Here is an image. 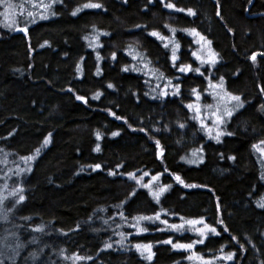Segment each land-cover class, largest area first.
<instances>
[{
	"label": "trees",
	"instance_id": "trees-1",
	"mask_svg": "<svg viewBox=\"0 0 264 264\" xmlns=\"http://www.w3.org/2000/svg\"><path fill=\"white\" fill-rule=\"evenodd\" d=\"M7 2L0 264H203L173 247L192 239L210 264H264V55L251 59L264 54V0H60L44 19L29 15L32 0ZM192 29L214 67L195 58ZM212 79L243 102L220 141L188 107L211 98Z\"/></svg>",
	"mask_w": 264,
	"mask_h": 264
},
{
	"label": "rangeland",
	"instance_id": "rangeland-1",
	"mask_svg": "<svg viewBox=\"0 0 264 264\" xmlns=\"http://www.w3.org/2000/svg\"><path fill=\"white\" fill-rule=\"evenodd\" d=\"M60 0H56L55 3H53V0H32V2L29 4V13H32L37 18L40 17H48L49 16V10L53 4H56ZM47 6V7H46ZM194 40L197 46V50L195 52V58L200 63L201 67L209 66L214 67L218 62L217 55L212 51L210 44L204 39L201 40L200 43H197L198 40H200L201 36L194 35ZM200 57L198 59L197 57ZM210 61H214L210 62ZM211 86L208 94L211 95V98L209 100H204L202 97L197 99L195 103L193 104L192 110L194 111L195 118L198 121V123L201 125V127L205 130V132L208 134L209 137H213L215 140H217L215 137L217 136V133H222L219 136V141L222 140V137L224 135V131H222V125L225 120H228L229 117L233 114V112H237L241 106H237L239 102L232 100L231 97L228 95L229 92L226 90L225 83L222 79L210 81ZM222 85V86H218ZM231 96H234L231 94ZM211 105V107H209ZM199 109L197 112L196 109ZM230 111L231 115H227V112ZM220 116L222 118L223 122H218L216 117ZM211 129V131H209ZM198 223L192 225L194 227H197V233L200 234L203 229L198 228ZM198 239H192L191 241H197ZM202 244L197 243L195 244ZM189 250L191 254L193 252L195 253L196 248ZM151 256V258H148L149 263H152L151 260H153V255L150 252L147 257Z\"/></svg>",
	"mask_w": 264,
	"mask_h": 264
},
{
	"label": "snow or ice",
	"instance_id": "snow-or-ice-1",
	"mask_svg": "<svg viewBox=\"0 0 264 264\" xmlns=\"http://www.w3.org/2000/svg\"><path fill=\"white\" fill-rule=\"evenodd\" d=\"M55 2H56V0H53V3H55ZM61 2H62V0H61ZM217 2H219V0H217ZM0 4H4V6H5L6 9L12 7V5H11L10 3L7 2V0H0ZM165 6H166V7H170V8H175V5H174V4H171V3L166 4ZM46 7H47V6H46ZM83 7L100 8V7H102V5H100V4H98V3H89V4H85V5H83ZM79 10H80V9H77L76 11H79ZM177 10H178V11H184V9H177ZM188 12H189V14H191V15H195V12H193L191 9H188ZM55 14H56L55 12L52 13V15H55ZM75 14H76V13L74 12L73 15H75ZM29 15H33V14H32V13H29ZM41 18L44 19V18H47V17H43V16H42ZM33 22H35V21H33ZM18 30H21V31H25V32H26V31H27V28H24V29H18ZM171 31H172L173 34H175V31H176V30H175V29H171ZM191 32H192L194 35H197V36L200 35L199 33H197V32L195 31V29H192ZM150 34H151L152 36H156V37H158V38H159L160 40H162V41L168 39V37L162 36L160 33L156 32V31H153V32H151ZM204 39H205V37L201 36V37H200V40H198L197 43H200V41H201V40H204ZM208 44H211V41H208ZM164 47H168V44H165ZM178 47H179V44L177 43V44L175 45V48H173V52H172V60H173V62L177 59V56H176V48H178ZM194 55H195V53H194ZM257 55H264V54H262V53L254 54V55L251 57V59H252L253 61H255L256 58H257ZM98 58H99V57H98ZM113 58H114V55H113ZM197 58L200 59L199 56H198ZM210 62H213V63H214V61H210ZM174 66H175V64H174ZM124 70H125V71H128V68H125ZM179 71H181V72H185V71H195V72L199 73V72H200V68L192 69L191 65H183V64H182V65L179 67ZM98 74H99V72H98ZM201 75H203V73H201ZM169 83H171V82H169ZM108 86H109V87H112L111 84H109ZM218 86H222V85H218ZM193 91L195 92V90H193ZM262 91H264V89H262ZM178 93H179V86L177 85V86H176V90H175V92L173 93V95H176V94H178ZM164 94L167 95V92H165ZM228 95L231 97L232 100H235V101L239 102L237 106H242V103H243V102L241 101V98H240L239 96H231L230 93H229ZM94 98H99V93H98L97 96L94 97ZM197 98L199 99V95H198V94H197ZM77 99L84 100V97H82V96H78ZM85 102H86V101H85ZM188 107H189V108H192L193 105H192V104H189ZM209 107H211V105H209ZM261 109L264 110V105L261 106ZM196 111L198 112L199 109L197 108ZM113 115H115V114H113ZM227 115L230 116V115H231V112L228 111V112H227ZM117 118L119 119V117H117ZM216 119H217L218 122H223V121H222V118H221L220 116H217ZM209 131H211V129H210ZM118 134H119V133H113V135H118ZM221 134H222V133H219V132L217 133V136L215 137V138L217 139V141H219V136H220ZM97 135L99 136V133H98ZM229 135H231V133H229ZM50 136H51V134H49V139H50ZM49 139H46V140L44 141V144H45V145L49 142ZM157 144H159V141H157ZM96 150L99 151V146H97V149H96ZM161 151H162V150H161ZM37 154H39V149H37ZM232 159H235V157H232ZM192 162H194V161H192ZM94 167H95V168H99L100 165L97 164V165H95ZM112 174H115V173H112ZM130 175H132L133 178H134V174H130ZM145 175H147V173H145ZM156 179H157V177H153V180H156ZM175 179H176L177 181H179L180 183H183V180H181V178H180L179 176H176ZM144 187H149V185H144ZM167 187L170 188L171 185H167ZM185 187H193V185H190V184H189V185H185ZM163 191H164V188H161V189H160V192L162 193ZM152 195L154 196V198H156L157 202H159V193L153 192ZM23 199H24V197L21 195V196L19 197V200H23ZM260 206H261V207H264V203H261ZM136 219L139 221V220H142V219H144V220H150V219H152V218H151V217H137ZM156 219L158 220V219H159V216H157ZM182 219H183V218H182ZM162 223H167V221H166V220H165V221H162ZM186 223L194 225V224L198 223V221H196V220H189V221H186ZM206 227H207L212 233H215V234L219 235V233H217V231H216V228H213V227H211V226H206ZM171 228H173V229H177V230H181V229L183 228V225H175V224H173V225H171ZM140 231H147V229H146V228H141ZM200 231H201V234H203V230H200ZM123 235H124V234L121 233V236H123ZM164 242H165V243H169V244L172 243L171 240L164 241ZM121 243H123V240L121 241ZM197 243H203V240L193 241L192 243H188V244H180V243H177V244H174L173 247H177V248H185V249H188V250H192V249L194 248L195 244H197ZM107 247H111V245L109 244V245H107ZM141 247L147 248V249L149 250V252H151V245H144V246H142V245H140V244H137V245H136V248H137V249H141ZM234 255H235L234 253H230L226 258H227V259H232V257H233ZM194 257H196L197 259L201 260V261L203 262V264H210L209 261L204 260V257H203V256H197V254L194 253V252H193L192 255L189 256V259H193ZM148 258H151V256H149ZM80 259H83V258H80Z\"/></svg>",
	"mask_w": 264,
	"mask_h": 264
},
{
	"label": "bare ground",
	"instance_id": "bare-ground-1",
	"mask_svg": "<svg viewBox=\"0 0 264 264\" xmlns=\"http://www.w3.org/2000/svg\"><path fill=\"white\" fill-rule=\"evenodd\" d=\"M228 230H226V232H227ZM229 232V231H228Z\"/></svg>",
	"mask_w": 264,
	"mask_h": 264
},
{
	"label": "water",
	"instance_id": "water-1",
	"mask_svg": "<svg viewBox=\"0 0 264 264\" xmlns=\"http://www.w3.org/2000/svg\"><path fill=\"white\" fill-rule=\"evenodd\" d=\"M221 224H222V223H221ZM226 233H228V231H227Z\"/></svg>",
	"mask_w": 264,
	"mask_h": 264
}]
</instances>
